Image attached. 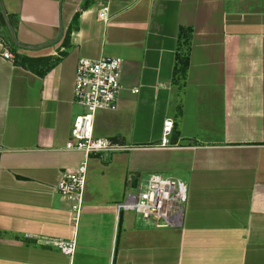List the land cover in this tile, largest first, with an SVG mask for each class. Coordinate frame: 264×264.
<instances>
[{
  "label": "crops",
  "instance_id": "0c3cea01",
  "mask_svg": "<svg viewBox=\"0 0 264 264\" xmlns=\"http://www.w3.org/2000/svg\"><path fill=\"white\" fill-rule=\"evenodd\" d=\"M0 9L16 52L32 58L62 51L79 12L66 54L42 76L4 58L0 42V264H264V0H0ZM179 26L192 28L182 92L171 82ZM102 56L120 58L121 89L114 110L95 114L93 135L124 148L88 157L74 220L57 192L84 158L65 148L82 109L74 70ZM151 173L185 183L178 224L117 211ZM57 239L74 241L71 255Z\"/></svg>",
  "mask_w": 264,
  "mask_h": 264
},
{
  "label": "built area",
  "instance_id": "2783aa9c",
  "mask_svg": "<svg viewBox=\"0 0 264 264\" xmlns=\"http://www.w3.org/2000/svg\"><path fill=\"white\" fill-rule=\"evenodd\" d=\"M1 55L12 59V54L3 49ZM121 89V60L117 57L102 56L98 59H78L73 79L72 99L82 108V112L72 119L69 140L65 144L68 150L84 153L78 167L64 171L57 184V192L70 202L73 219L76 220L83 204V191L86 180V160L91 155H105L122 150L109 138L93 135L95 114L101 110H114L117 107ZM173 121L167 118L163 122V134H168ZM187 201V187L174 176L149 174L137 193L127 195L124 201L117 203V211H133L145 223L156 227L176 225L181 221ZM55 245L65 255H71L74 241L57 239Z\"/></svg>",
  "mask_w": 264,
  "mask_h": 264
},
{
  "label": "trees",
  "instance_id": "16d2710c",
  "mask_svg": "<svg viewBox=\"0 0 264 264\" xmlns=\"http://www.w3.org/2000/svg\"><path fill=\"white\" fill-rule=\"evenodd\" d=\"M88 3L85 2L83 6H86ZM79 12H75L71 19V23L66 30L64 39L62 41L63 50L59 51L55 56L48 57H28L21 55L16 52V45L10 36V32L7 29L9 24L12 28V23L10 18L6 19L4 13L0 9V27L5 29L9 34L8 39H4L0 33V42L3 44V47L7 49L12 54V62L24 69L30 70L31 72L42 76L49 68L60 60L66 54V47L69 45V35L70 32L77 27ZM192 28L190 26H179L177 30L176 37V48L174 54V61L171 74V82L177 87L178 92H182L187 77V70L189 65V56H190V40H191Z\"/></svg>",
  "mask_w": 264,
  "mask_h": 264
},
{
  "label": "rangeland",
  "instance_id": "374dc122",
  "mask_svg": "<svg viewBox=\"0 0 264 264\" xmlns=\"http://www.w3.org/2000/svg\"><path fill=\"white\" fill-rule=\"evenodd\" d=\"M247 3H246V1H243V3H241V4H239V7H241V8H248L247 7ZM236 7V6H235ZM237 8V7H236ZM0 33L2 34V37L4 38V39H8L9 37V34L7 33V31L5 30V29H3V28H1L0 27ZM81 111H82V109H81ZM80 111V112H81ZM138 192V189H134V193H137Z\"/></svg>",
  "mask_w": 264,
  "mask_h": 264
},
{
  "label": "water",
  "instance_id": "95a60500",
  "mask_svg": "<svg viewBox=\"0 0 264 264\" xmlns=\"http://www.w3.org/2000/svg\"><path fill=\"white\" fill-rule=\"evenodd\" d=\"M131 182H132V184H133V185H132V188H135V179H132Z\"/></svg>",
  "mask_w": 264,
  "mask_h": 264
}]
</instances>
